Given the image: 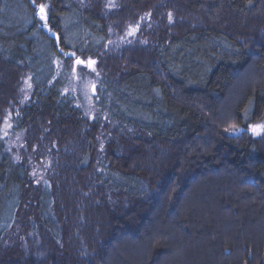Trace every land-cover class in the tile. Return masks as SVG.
Listing matches in <instances>:
<instances>
[{"label":"trees","instance_id":"obj_1","mask_svg":"<svg viewBox=\"0 0 264 264\" xmlns=\"http://www.w3.org/2000/svg\"><path fill=\"white\" fill-rule=\"evenodd\" d=\"M68 54L97 66L93 120ZM6 109L47 178L0 133V264H264V0H0Z\"/></svg>","mask_w":264,"mask_h":264},{"label":"rangeland","instance_id":"obj_2","mask_svg":"<svg viewBox=\"0 0 264 264\" xmlns=\"http://www.w3.org/2000/svg\"><path fill=\"white\" fill-rule=\"evenodd\" d=\"M110 3H113V6L115 4V1H112ZM145 23L146 22L144 21V17L142 16L140 20H137L135 22L132 19L126 26H122V30L112 32L111 37L106 45V51L118 53L125 47L128 48L132 44L136 45L138 41L140 42V40L143 39V30L145 28H147V30L150 29V24ZM136 25H139L138 30L133 35H129L128 33L130 26L135 27ZM67 56H71L73 62L72 74L68 77V87L66 92L77 100L78 105L83 108L86 117H88L90 120H93L97 116V110L94 103V95L96 94L97 84L99 81L98 72L96 70L97 66L96 64H94L90 68L87 67L86 64L78 65L76 63V56H73L72 54H68ZM80 60L87 62L92 59ZM58 68L59 71L65 69L61 64L60 66H58ZM86 70L91 71V73H88V71ZM25 81L26 78H24L21 86L19 87L21 96L20 101L22 103V100L28 97V91L30 88L29 84H27ZM12 103L13 102H11L9 105L10 108ZM0 133L5 139L8 146V151L13 156V158L18 161L25 162L29 166L30 175L36 180V183H43L47 178L46 169L43 167V165L35 163L29 152H27V139L24 136L25 134L21 135L15 133L10 109H6L5 114L2 116V120H0Z\"/></svg>","mask_w":264,"mask_h":264},{"label":"snow or ice","instance_id":"obj_3","mask_svg":"<svg viewBox=\"0 0 264 264\" xmlns=\"http://www.w3.org/2000/svg\"><path fill=\"white\" fill-rule=\"evenodd\" d=\"M32 2L35 4V0H32ZM38 8V14L41 20L47 22V14H46V5L44 4H39L37 5ZM172 19V14L169 13V21L171 22ZM139 28V25H136L135 27H131L129 29V35H133ZM76 63L79 64H86L87 67H92L95 64V61L89 60L87 62L80 60L79 58H77ZM94 70V69H93ZM231 131H238V129L236 128H232L230 129ZM251 131L254 135H261L262 133H264V124L262 125H255L252 126Z\"/></svg>","mask_w":264,"mask_h":264},{"label":"water","instance_id":"obj_4","mask_svg":"<svg viewBox=\"0 0 264 264\" xmlns=\"http://www.w3.org/2000/svg\"><path fill=\"white\" fill-rule=\"evenodd\" d=\"M51 35H52L53 37H55V38L57 37V35H56L55 33H51Z\"/></svg>","mask_w":264,"mask_h":264}]
</instances>
